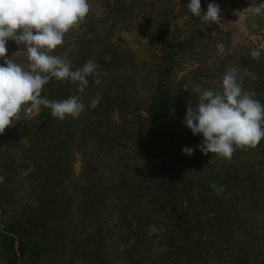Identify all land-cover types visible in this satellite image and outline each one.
<instances>
[{
  "label": "rangeland",
  "instance_id": "rangeland-1",
  "mask_svg": "<svg viewBox=\"0 0 264 264\" xmlns=\"http://www.w3.org/2000/svg\"><path fill=\"white\" fill-rule=\"evenodd\" d=\"M200 2L202 14L209 3L219 5L221 25L201 23L187 9L190 0H89L85 21L53 53L74 66L91 51L86 34L97 43L99 58L93 50L84 55L98 65L94 78L82 94L71 83L85 104L78 118L66 119L78 142L71 136L59 160L40 159V111L21 113L0 134V264H264V139L228 161L204 155L202 134L184 123L189 103L197 102L192 86L219 89L232 67L264 104V88H257L264 80V14L253 11L262 0ZM6 47L5 58L27 70L26 50L10 41ZM167 54L173 193L150 187L151 176L133 159L149 133L156 66ZM98 93V105L89 107ZM94 112L103 126H114L120 144L108 149L103 140L99 154L76 127ZM90 163L97 173L85 170Z\"/></svg>",
  "mask_w": 264,
  "mask_h": 264
},
{
  "label": "clouds",
  "instance_id": "clouds-1",
  "mask_svg": "<svg viewBox=\"0 0 264 264\" xmlns=\"http://www.w3.org/2000/svg\"><path fill=\"white\" fill-rule=\"evenodd\" d=\"M90 9L89 0H0V58L6 57V45L12 40L26 50L30 62L27 70L12 57L5 58L0 65V134L20 121L21 113L39 112L41 106L49 108L51 116L61 121L76 119L83 113L85 104L81 95L51 100L43 93L55 78L78 84V92L82 94L88 86V77L96 74L98 65L92 59L73 70L70 58L53 54L64 44L65 35L85 21ZM187 9L201 23H222L218 4L209 3L202 14L200 0H190ZM253 11L264 14V0ZM242 81L239 70L232 67L223 74L219 89L192 86L197 102L194 106L189 103L184 123L193 135L202 134L198 149L204 155L212 153L216 158L231 161L238 148L255 149L264 139V104L254 99V91L244 90ZM100 82L98 78L94 80L97 85ZM211 83L216 85L217 81ZM184 90H188V85ZM100 99L98 93L88 106L95 108ZM193 151L190 147L182 149L188 156ZM3 180L0 176V183ZM210 187L217 195L223 192V187L217 189L216 184Z\"/></svg>",
  "mask_w": 264,
  "mask_h": 264
},
{
  "label": "trees",
  "instance_id": "trees-1",
  "mask_svg": "<svg viewBox=\"0 0 264 264\" xmlns=\"http://www.w3.org/2000/svg\"><path fill=\"white\" fill-rule=\"evenodd\" d=\"M87 37H90L87 42H91V51L87 54H80L79 60L72 66L73 70L82 67L87 60L84 59V55L86 57H91L92 50L94 51L93 56L94 58H99L97 43L92 42L91 38L92 32L86 34ZM95 38V37H94ZM86 39V38H85ZM97 41V38H95ZM13 44L15 43L12 40H9ZM8 41V42H9ZM170 42V40H169ZM167 41V45L165 49H168L170 43ZM61 46H58L57 49H61ZM174 49V47H173ZM89 55V56H87ZM175 56L172 54V57ZM170 57V56H169ZM168 59V54L162 56L161 64L156 66L155 71V86H154V93L152 95L150 105H149V120H150V129L147 135V138L143 140L138 146L133 149V159L140 165L141 169L147 172L152 180V186L157 189H161L166 191L167 193L176 192L177 187L176 183L173 180L176 177L175 167L173 165L174 159L169 156V148H168V137L170 135L171 129V93L168 86V76H169V68L168 66L171 64V60ZM82 63L79 64V62ZM94 78V75L89 76L88 78ZM264 79V77H263ZM71 83L57 81L53 78L49 84L46 86L45 92L43 95L47 96L51 100H63L66 99L70 95H76L78 92H74L71 88ZM74 86V85H73ZM264 80L260 81L257 84V88H264ZM92 91L90 93L91 97L93 96ZM89 94V93H88ZM41 115L40 118H43L42 124H40V128L36 130L38 133L35 138H37V143L40 146H35L34 152L43 153L40 156V159H44L49 155V158L52 160H59L62 155L67 149L66 144L72 135L71 126L70 128L67 125H74L73 120H69L68 124L66 123V119L61 121L57 118L51 116V110L49 108L41 106ZM93 119L84 118L77 124V130L79 135H81V139L85 144H89L93 146V154L100 153V142L106 141L108 144V149H112L114 147L119 146V136L114 133L113 129L114 126H103L100 119H96L98 117V113H93ZM91 117V116H90ZM83 121V122H82ZM73 123V124H72ZM27 130H24L26 133ZM35 132V134H36ZM75 140L78 142V137L75 135ZM38 145V144H36ZM66 145V146H65ZM50 150V154H45V151ZM24 156V154H21ZM176 164V163H175ZM58 167H56L57 169ZM91 169V174H94L95 171L97 173V168L95 164L90 163L85 170ZM94 171V172H93ZM169 202V201H168ZM170 203V202H169Z\"/></svg>",
  "mask_w": 264,
  "mask_h": 264
}]
</instances>
